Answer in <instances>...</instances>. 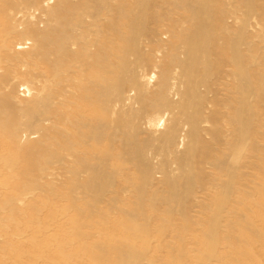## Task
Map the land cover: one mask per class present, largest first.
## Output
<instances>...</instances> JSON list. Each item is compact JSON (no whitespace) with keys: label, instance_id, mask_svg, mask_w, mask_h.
Masks as SVG:
<instances>
[{"label":"rangeland","instance_id":"obj_1","mask_svg":"<svg viewBox=\"0 0 264 264\" xmlns=\"http://www.w3.org/2000/svg\"><path fill=\"white\" fill-rule=\"evenodd\" d=\"M0 264H264V0H0Z\"/></svg>","mask_w":264,"mask_h":264}]
</instances>
